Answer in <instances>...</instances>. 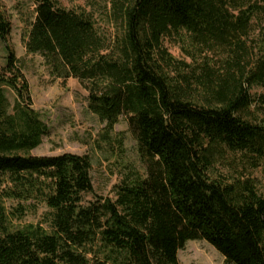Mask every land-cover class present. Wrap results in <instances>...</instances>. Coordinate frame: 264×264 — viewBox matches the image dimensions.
Masks as SVG:
<instances>
[{
    "label": "trees",
    "instance_id": "trees-1",
    "mask_svg": "<svg viewBox=\"0 0 264 264\" xmlns=\"http://www.w3.org/2000/svg\"><path fill=\"white\" fill-rule=\"evenodd\" d=\"M32 2L26 50L84 85L107 132L125 114L146 170L114 198L85 201L87 155L30 154L46 127L23 104L28 83L9 51L0 85L19 101L7 114L0 87V264H179L190 240L227 264H264V196L211 173L228 152L264 169V0H123L114 41L58 0ZM9 32L0 9V39ZM173 35L190 62L164 47ZM28 201L45 204L46 227L14 224Z\"/></svg>",
    "mask_w": 264,
    "mask_h": 264
},
{
    "label": "rangeland",
    "instance_id": "rangeland-1",
    "mask_svg": "<svg viewBox=\"0 0 264 264\" xmlns=\"http://www.w3.org/2000/svg\"><path fill=\"white\" fill-rule=\"evenodd\" d=\"M58 1L66 10H73L90 19L106 39L114 41L121 35L118 9L123 0ZM0 9L10 23L7 41L0 39V68L5 65L8 52L12 51L17 59L16 65L28 83V97L23 104L33 110L46 127L40 143L29 153L87 155L91 161L93 193L84 195L85 201L95 195L114 198L115 185L137 175L144 176L146 170L137 141L129 129L127 116L120 115L113 130L107 132L105 122L88 108V90L84 85L67 77L66 70L53 71L52 62L45 55L26 50L24 38L35 17L32 0H0ZM163 45L176 60L191 61L186 57L183 42L178 36H168L163 40ZM0 87L6 99V113H15V105L19 101L16 93L8 86ZM211 173L214 177H225L239 184L249 180L257 193L264 196V169L254 165L246 156L223 153L213 163ZM19 203L26 206V212L21 219H14L15 225L41 224L46 227L44 218L48 209L45 204L32 205L30 201ZM16 205L17 200L5 201L8 211H12ZM177 256L179 264H227L224 256L205 240L187 241Z\"/></svg>",
    "mask_w": 264,
    "mask_h": 264
}]
</instances>
